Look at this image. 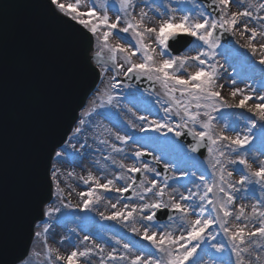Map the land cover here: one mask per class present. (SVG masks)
Segmentation results:
<instances>
[{
  "label": "snow or ice",
  "instance_id": "1",
  "mask_svg": "<svg viewBox=\"0 0 264 264\" xmlns=\"http://www.w3.org/2000/svg\"><path fill=\"white\" fill-rule=\"evenodd\" d=\"M233 2L242 10H231ZM116 5L117 11L123 15H116L115 19H112L108 11V0H102L100 3L102 11H98L92 4L85 3V0H72L67 3L62 0H47L42 4L53 21L64 27L70 45H87L84 49L86 68L90 66L88 61L92 59L105 63L110 61L116 70L123 71L124 76L129 79L132 74L136 80L146 77L153 86L158 83L167 97L163 101L157 98L164 117L148 120L147 117L140 116L138 119L145 122L140 130L161 133L166 130L167 133H174L176 137L191 136L194 143L188 145V151L195 153L202 147L206 148L207 168L197 177L198 168L197 171L189 172L178 167L177 162L164 163L162 182L157 179L148 180L146 176L137 182L136 177L128 176V173L153 172L156 177H160L161 172L150 167L148 163L137 167L135 163L126 165L121 161L118 167L123 171L115 174L112 179H106L104 183L92 172H89L86 178L80 177L85 185H89L87 191L79 193L83 209H90L99 203L102 198L100 189L118 193L121 197L131 189L132 197L138 198L139 203L124 204L120 209H117V204L114 203L111 204L113 211L110 215L100 213V216L102 219L119 221L125 227L131 224L130 230L148 241L151 248L145 250L142 247L139 254L130 255L133 246L124 243L123 251L117 253V249L113 248L105 253L104 246L92 241L91 246L75 247L70 252L61 254L58 249L47 244V232L51 224L45 222L43 233L46 264H82V260L93 254L100 257L99 264H205L203 255L199 253L212 257L208 264H264V256L257 251H264V159H258L255 167L249 160L251 145L257 136L261 145L260 155L264 156V82L261 83L260 90L246 91L233 87L230 95L233 98H241L237 103H230L217 90V78L222 66L210 62L217 56L221 38L226 33L233 36L238 34L241 38L247 34L243 47L254 57L259 54L258 63L264 66V15L261 14L264 13V0H210L207 7L211 8V11H205L204 6L197 8L195 4L191 7L185 4L174 8L171 3L164 6L165 11H161L160 8L148 4L149 9L160 17L151 24L148 23L151 18L145 7H140L139 12L135 11L136 0H115L113 6ZM7 7V3L0 5V12ZM82 8L85 10H81ZM178 11L182 14L178 15ZM119 33H130L134 44L119 41L112 43L110 38ZM181 35L193 37L201 42L195 45L199 49L196 55L170 54V41H175ZM258 37L260 42H257ZM93 38L98 50L88 56L87 53L92 51ZM105 51L108 53L106 58ZM137 53L141 56L140 62L134 59ZM118 57L122 58L123 64L117 62ZM190 61L198 62L196 71L187 72L185 66ZM181 70H184L186 75H181ZM261 71L264 72V69ZM112 79L115 80V77ZM231 83L235 85L237 81L233 79ZM119 85L120 82L116 81L104 89L102 95L98 93L101 100L99 107L112 105L113 101L119 98L110 91ZM222 109H246L251 114H240L245 121L242 132L236 130L238 124L235 123L230 126L226 122L222 127L218 126L217 118L223 119ZM95 111L93 100L91 107L76 121L74 109H70V117L77 123L73 135L82 132L84 117H91ZM173 116L179 117V122H173ZM229 129L235 134H228ZM115 138L122 143L132 139L119 133L115 134ZM100 143L109 144L107 140H101ZM109 146L113 152L123 151L116 144ZM145 154L143 150H137L133 155L140 158ZM53 155L62 158L64 154L55 151L54 147L46 146L44 142L36 148L29 165L26 194L11 216L0 196V264H7L2 255L6 248L4 241L9 223L21 236L28 231L29 234L40 237L41 231L33 233L35 222L60 212L59 207L53 208L45 203L50 198L44 194L45 176ZM185 157L195 159L185 153L178 157V161L183 162ZM104 159L111 160L113 165L117 164L111 156ZM154 160L159 163L161 157H154ZM230 165L237 166L235 170L240 173L238 180H233V171L228 167ZM51 167V177L56 186L55 195L62 198L63 189L57 179L60 169L55 163H52ZM170 167L178 170L182 178L191 176L193 179L189 183L194 185L195 190L185 185L186 194L179 193L178 198L175 189L169 191V179H177L175 176H168ZM192 167L197 166L193 164ZM208 168L211 173L207 171ZM117 181H125L124 186H117ZM257 189L260 195L256 202L251 204L250 211L248 204L237 203L238 200L246 199L249 194L255 195ZM150 195L151 199H148ZM80 206L70 202L66 205L68 208ZM158 213L166 215L170 223L161 224L157 219ZM137 222L146 223L147 226L138 228ZM249 224H253L251 230H248ZM221 233L225 239H218ZM63 239L65 238L62 237ZM89 241L91 237L85 235L81 243ZM116 244L119 245L120 241L116 240ZM229 249L234 254L235 261L231 258L225 259L223 255H214L210 251L223 254ZM246 253L248 258L245 257ZM32 254L39 255L37 252ZM20 264H24V261L21 260Z\"/></svg>",
  "mask_w": 264,
  "mask_h": 264
},
{
  "label": "rangeland",
  "instance_id": "2",
  "mask_svg": "<svg viewBox=\"0 0 264 264\" xmlns=\"http://www.w3.org/2000/svg\"><path fill=\"white\" fill-rule=\"evenodd\" d=\"M62 2H72V0H62ZM102 0H85V3L92 4L97 7L98 11H102L99 7ZM171 3V6L177 8L179 6L187 5L191 7L193 4L200 7L194 0H136L137 7L136 12H139L140 7H145V10L149 12V17L151 20L148 21L151 24L153 21L160 19L155 12L151 11L148 7V4H152V7H158L161 11H165V5ZM108 11L112 19H115L116 15H123L121 12L117 11L118 5L115 7V0H108ZM231 10H242L238 9L235 2L230 6ZM81 10H85L82 8ZM178 15L182 14L179 11ZM264 15V13H261ZM121 27L123 24L120 25ZM254 26V25H250ZM247 36V34H246ZM246 36L244 38L239 37L237 34L234 38V44L231 47H224L221 45L217 49V56L211 60V63H217L222 66L219 70V75L217 78V90L229 100L230 103L239 102L240 96L233 98L230 95L231 89L233 87L243 88L246 91L251 89L260 90L261 83L264 82V72L261 69H264V66L258 63L259 54L257 56H252L251 52L243 47L246 43ZM112 43L119 41L120 43H133L130 33H119V35L114 34L111 38ZM195 40V38H194ZM238 41V42H237ZM257 42H260V38H257ZM201 42L196 41L194 44L187 49L181 55L194 56L196 52L199 51L195 47L196 44ZM155 47V45H153ZM96 41L94 39V52L97 51ZM108 53L105 51L104 56L107 57ZM159 59V57H157ZM137 62H140L141 56L139 53L134 57ZM97 61V60H96ZM108 62H102L100 65L101 78L99 85L94 93L86 103L85 108L82 110L81 114L88 110L91 107V102L96 105V111L92 114L91 117L85 116V124L82 126V132L76 135L69 137L65 146L60 150L64 155L62 158L54 159L53 163L56 164V167L60 169V172L57 176V179L60 181V187L63 189V197H58L55 195V183H53V199L50 204L47 206L60 208V212L53 213L52 217H45V222L51 224L47 232V244L55 249H58L61 254H66L73 250L75 247H84L91 246L92 241L95 243L101 244L105 248V253L111 251L113 248L117 249V253L123 251L122 245L124 243H129L133 246L132 252L130 255L139 254V250L143 247L145 250L150 249L151 245L148 241L142 239L140 235L132 232L131 224L125 227L119 221H112L102 219L100 213H104L105 216L110 215L113 209L111 204H117V209L123 207L124 204L139 203L138 198L133 197L130 201H122L121 196L115 192H105L103 189L99 190L101 195V200L99 203L94 204L90 209H83L82 200L79 196L80 192L87 191L89 185H85L83 180L80 177H87L89 172H92L95 176L99 177L101 183H104L106 179H112L115 174L121 172L118 165L119 162L123 161L124 164L130 165L135 163L137 167H141L143 164L139 162L138 158L134 157V152L137 150H143L144 152H150L153 154V157H161L160 162L162 164L173 162L178 163V167L184 168L187 171H197V177L207 168V162L205 157L202 159H187L185 157L183 162L178 161L179 156H183L187 153L182 147L177 148L173 146L172 136L174 133L165 132H154L146 131L144 134H140V129L144 126L143 121H140L138 118L140 116H145L148 120L161 119L164 117L163 109L161 105L157 103V98L159 97L161 101L166 100L167 97L164 96L163 90L160 85L157 83V91L154 94H144L134 89L129 88L128 86H119L114 90H111L114 94L118 95V99L113 101L112 105L109 107H99L100 105V95L103 94L104 89L112 83H115L112 78L123 75V71H118L114 66ZM118 63L123 64L122 58L118 57ZM110 65V67H109ZM112 67V68H111ZM187 72H193L197 70L198 62L190 61L186 64ZM207 67V65H205ZM107 69V70H105ZM127 65H124V70L126 71ZM116 71V72H115ZM181 75H186L184 70H181ZM235 79L237 83L232 85L231 81ZM223 85V87H219ZM247 86V87H246ZM179 95V93H177ZM252 103V101H249ZM103 112V113H102ZM223 119L217 118L216 123L218 126L222 127L226 122L232 126L234 123L238 124L236 130L243 131L245 127V121L241 117V113L245 116H250L251 114L247 112L246 109H222ZM80 114V118H81ZM103 116H105L103 118ZM173 122H179V117L173 116ZM135 125V127H133ZM119 133L120 135H128L132 137L127 143H122L121 141L116 140L115 134ZM228 134L234 135L235 133L228 130ZM159 139H155V138ZM143 138V139H141ZM166 138V141H165ZM101 140H107L109 144H101ZM139 141V142H138ZM116 144L117 147L122 148V152H113L109 145ZM85 145V147H81ZM252 152L249 153V160L253 163V166H256L258 159H264V156L260 155L261 145L260 139L257 136L256 140L253 142ZM111 156L112 160H116L117 164L113 165L111 160H105V157ZM187 156L193 157L189 153ZM255 157L256 159H253ZM99 162V163H97ZM196 164V168H193L192 165ZM154 168L153 166H150ZM230 171H233V180H238L240 173L235 170L237 166H228ZM242 167V166H241ZM173 173V176L177 177L175 181L172 179L168 181L169 191L175 189L177 193V198L179 193L186 194L187 185L188 188L195 190L193 184L189 183L193 178L191 176L187 178L180 177L179 171L169 168ZM53 169H51L52 171ZM50 171V175H51ZM207 171L211 173V169L208 168ZM128 176H131V173H128ZM145 176L148 180L157 179L162 182L158 177L155 176V173L148 172L145 173ZM144 176V177H145ZM211 177L209 176V179ZM52 179V177H51ZM198 182V181H197ZM125 181H117V186H124ZM139 191V188H137ZM260 195L258 189L255 195L249 194L248 197L242 201L238 200L237 203H245L249 205V211L251 204L256 202L257 197ZM151 199V195L148 197ZM119 201V202H118ZM72 205H81L80 207L68 208L66 205L68 203ZM178 215V214H176ZM43 224H38L35 228V231H41L42 235L40 237H34L32 241L31 248L28 256L24 260L25 264H46V251L44 248V233ZM170 221L164 223L169 224ZM162 224V223H161ZM147 226L141 224L140 222L136 223V227L142 228ZM253 228V224H249L248 230ZM75 229L73 232L72 230ZM215 230V226H214ZM88 235L91 237V241L81 243L83 237ZM62 237L65 238L62 240ZM218 239H225L221 233ZM116 240L120 241V244H116ZM214 255H223L225 259L231 258L232 261H235L234 254L231 253L230 249L226 250L223 254H215L214 250H210ZM262 256H264V251L257 249ZM37 252L39 255H33L32 253ZM203 255V260L205 264L211 261L212 257L209 255L199 253ZM245 257L248 258V254H245ZM100 257L96 254H93L91 257L86 260H82V264H99Z\"/></svg>",
  "mask_w": 264,
  "mask_h": 264
},
{
  "label": "water",
  "instance_id": "3",
  "mask_svg": "<svg viewBox=\"0 0 264 264\" xmlns=\"http://www.w3.org/2000/svg\"><path fill=\"white\" fill-rule=\"evenodd\" d=\"M197 1L211 11L207 7L210 0ZM46 2L0 0V5L8 4L0 12V196L10 216L26 194L29 165L36 148L43 142L54 149L64 143L76 122L70 117V109H74L77 120L78 111L98 81L91 60L85 67L87 45L67 42L64 27L53 21L42 6ZM191 41V37L181 35L170 41L169 52L178 54ZM221 42L233 43L227 33ZM130 76L125 81L152 89L147 79ZM176 140L187 148L194 143L187 135ZM204 152L202 147L195 153L202 156ZM49 167L50 162L44 185V194L50 198L45 203L51 200ZM142 175L143 172L134 174L137 182ZM32 235L28 231L19 235L9 223L2 259L7 264L23 260Z\"/></svg>",
  "mask_w": 264,
  "mask_h": 264
}]
</instances>
